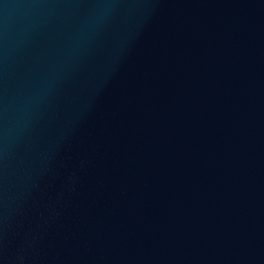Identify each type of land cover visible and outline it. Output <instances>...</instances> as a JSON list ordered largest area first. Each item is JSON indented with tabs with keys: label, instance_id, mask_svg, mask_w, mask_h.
Masks as SVG:
<instances>
[{
	"label": "water",
	"instance_id": "1",
	"mask_svg": "<svg viewBox=\"0 0 264 264\" xmlns=\"http://www.w3.org/2000/svg\"><path fill=\"white\" fill-rule=\"evenodd\" d=\"M0 264H264V0H0Z\"/></svg>",
	"mask_w": 264,
	"mask_h": 264
},
{
	"label": "clouds",
	"instance_id": "2",
	"mask_svg": "<svg viewBox=\"0 0 264 264\" xmlns=\"http://www.w3.org/2000/svg\"><path fill=\"white\" fill-rule=\"evenodd\" d=\"M20 259L22 260L23 258H22V257H20Z\"/></svg>",
	"mask_w": 264,
	"mask_h": 264
}]
</instances>
